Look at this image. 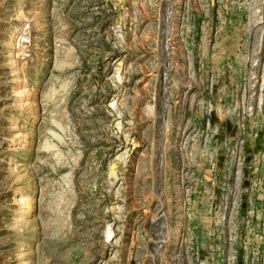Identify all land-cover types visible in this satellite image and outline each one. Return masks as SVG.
<instances>
[{
	"label": "rangeland",
	"instance_id": "rangeland-1",
	"mask_svg": "<svg viewBox=\"0 0 264 264\" xmlns=\"http://www.w3.org/2000/svg\"><path fill=\"white\" fill-rule=\"evenodd\" d=\"M0 264H264V0H0Z\"/></svg>",
	"mask_w": 264,
	"mask_h": 264
}]
</instances>
